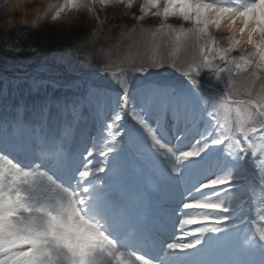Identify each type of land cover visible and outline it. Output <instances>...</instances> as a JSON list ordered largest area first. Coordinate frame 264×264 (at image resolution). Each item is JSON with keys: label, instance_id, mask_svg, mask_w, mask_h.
<instances>
[{"label": "snow or ice", "instance_id": "6c2138e0", "mask_svg": "<svg viewBox=\"0 0 264 264\" xmlns=\"http://www.w3.org/2000/svg\"><path fill=\"white\" fill-rule=\"evenodd\" d=\"M185 5L190 10L180 19L190 26L169 23L177 36L176 52L187 54L182 64L153 55L124 58L118 67L111 59L114 49L97 51L92 32L82 37L73 25L49 31L47 24L26 30L36 42L32 51L53 50L52 63L45 58L40 72L60 66L73 74L74 54L87 49H92L89 58L107 59L94 62L96 71L77 73L68 82L76 90L73 97L44 98L34 105L30 122L22 120L18 108L11 118H0V171L18 222L28 219L26 208L59 196L83 197L91 212L107 220L110 243L92 248L88 264H188L185 258L200 250L205 258L196 264H220L213 257L224 251L236 257L233 264H253L246 256L264 253V43L253 31L260 22L255 11L264 0H168L164 18H175L171 13ZM66 7L78 5L71 0ZM148 8L151 0L133 10L143 18ZM225 24L233 30L220 32ZM213 29L222 35L193 58L183 35L203 36ZM168 65L180 71L182 87L136 85L139 76ZM23 79L8 81L7 88ZM60 83L37 75L28 80L31 91ZM5 91L0 84V106L7 112ZM38 149L58 156L38 166ZM12 172L22 174L19 183ZM0 264L68 262L56 247L43 251L24 243L0 245Z\"/></svg>", "mask_w": 264, "mask_h": 264}, {"label": "clouds", "instance_id": "9594fccd", "mask_svg": "<svg viewBox=\"0 0 264 264\" xmlns=\"http://www.w3.org/2000/svg\"><path fill=\"white\" fill-rule=\"evenodd\" d=\"M70 2L71 0H4V3L0 4V28L11 31L13 28L27 26L36 30L44 23L71 26L74 19H78L81 13L87 12L89 18H94L98 22L92 30L93 36L98 40L101 39V32L107 18L101 20L96 9L112 6L120 7L123 16L135 17L136 24L131 31L139 30L154 42L159 41L174 47L177 45L176 33L163 15L168 8V0H151V8L146 10L143 18L136 17L133 9L143 7L145 0H75L78 7H66ZM28 5L34 6V15L31 19L24 15ZM189 10L190 6L185 5L184 8L171 14L180 19ZM16 12L21 13L18 18L14 16ZM221 15L223 13L217 14L216 19H219ZM244 15L247 16V13ZM255 15L260 22L253 31L257 32V39L264 43V34H262L264 33V5L258 6ZM149 16L160 18L158 27L148 28L142 24ZM242 23L247 24V20ZM120 27L122 29L120 35L123 38L129 33L124 25ZM180 27H183V24ZM232 30L231 24H225L219 29L220 32ZM216 32L217 29H213L211 34L203 36L194 31L185 33L184 47L190 49L193 58H196L202 46L209 43L216 36ZM246 48L247 45H243L240 51L244 53ZM57 156L58 153L54 150L38 149V166L55 160ZM11 175L17 183L23 178L18 172H12ZM3 181L4 173L0 171V245L29 243L43 251L56 247L63 253L68 264H88V254L92 248L110 243L105 235L108 231L107 220L102 215L91 212L90 203L83 197L77 200L74 196H59L55 201H47L40 207L26 208L25 210L29 212L28 219L18 222L14 202L4 193ZM98 183L102 184L103 181L100 180Z\"/></svg>", "mask_w": 264, "mask_h": 264}, {"label": "rangeland", "instance_id": "374dc122", "mask_svg": "<svg viewBox=\"0 0 264 264\" xmlns=\"http://www.w3.org/2000/svg\"><path fill=\"white\" fill-rule=\"evenodd\" d=\"M3 3L4 0H0V4ZM96 11L97 15L101 20H105V18H107L105 24L103 25L101 39H98L96 42V48L97 51L99 50V48H107L110 51L114 49V51H112L111 56L112 61H115L116 63L120 64V61L124 58H131L139 61L140 59L148 58L153 55L169 59H175L178 64L181 59L185 61L187 56L185 52H176L174 46L159 41L154 42L139 30L134 32L131 31L133 26L136 24V20L133 19V17L123 16L121 14L122 9L120 7L109 6L106 9L97 8ZM133 12L135 13V16L139 14L136 10H133ZM74 20L75 21H73L72 25L78 29L79 35L82 37L87 35L89 32H92V30L98 23L96 19L89 18V16L84 13H81L78 19ZM168 23H171L175 26H179L181 24H184L185 27L190 26L188 24H185L181 19L178 18H169ZM45 24H47L46 28L49 31L54 28L65 27L62 24L49 23H44L41 26ZM142 24L148 28L158 27L160 24V18H154L149 16L145 18ZM121 25H124L129 33L123 38L120 35L122 31L120 27ZM29 29L31 28L27 26L21 27L19 29L13 28L11 31H15L17 34L16 36H14L16 37V42H11L10 44H8V46H6L4 40L1 39V37L4 35L8 36V33L11 31H5L3 28H0V84H3L6 89L5 95L7 97V102H10L13 106V91L23 96L24 101H28L32 98H35L36 96L35 104H38L44 98H46L45 91L47 90V86L40 88L39 91L30 90L28 80L33 75H37L40 79L58 80L63 83L67 79H69L68 82L73 79L67 78L68 76H70V74H65L60 66H56V69L52 73H45L39 71L40 65L45 60V58L48 59V62L50 64L52 63L51 57L53 55V50L47 47H41L37 51H32L31 47L34 46L36 42L30 37L28 31H26ZM49 35L55 36L56 33H50ZM216 35L219 37L221 34L216 33ZM17 46H23V50L17 52L15 50ZM91 52L92 49H87L85 51L74 54L72 58V63L75 69L77 67H81V69H76V72L74 74L78 73L80 76H84L88 71H94L96 69V64L94 62L101 60H103L105 63L107 62L106 57H102L96 54H93L91 58H89V53ZM88 66H92V70H87L86 68H88ZM99 66L103 67L104 63H100ZM177 73H180V71L168 65L167 69H164L160 72L153 71L147 76H139L135 83L136 85H140L143 83L155 82L174 84L178 87H182L185 83L184 78L181 75H177ZM261 75H264V73H261ZM17 77H23L24 79L18 87L8 89L7 82L15 80ZM112 79H114L115 84L119 83L117 78L113 77ZM237 83L239 84V81ZM69 90L73 91V93L68 94V96L62 90L57 91L58 93L55 95V99L52 98V100L65 101L77 94L74 88H69ZM61 95H65L66 97L62 98ZM31 102L32 100L29 102V104ZM23 104L27 105L26 102H23ZM33 106L34 104H32V107ZM14 107H16V105ZM3 116L5 117V113L3 114ZM3 116L0 115L1 118ZM84 116L85 120L87 121V126L89 130L94 131L95 121L91 119L90 113L86 111L84 113ZM96 159L99 160L103 158L96 157ZM191 254L193 258L191 260H187L188 264H196V262L201 260V258H205V254L202 255V257L195 255L194 251ZM214 258L215 257H213V259Z\"/></svg>", "mask_w": 264, "mask_h": 264}, {"label": "bare ground", "instance_id": "6f19581e", "mask_svg": "<svg viewBox=\"0 0 264 264\" xmlns=\"http://www.w3.org/2000/svg\"><path fill=\"white\" fill-rule=\"evenodd\" d=\"M33 5H28V7H27V9L25 10V12H24V15H26L29 19H31L32 17H33V15H34V11H33ZM21 15V13L20 12H16L15 14H14V16L16 17V18H18L19 16ZM73 21H75V20H73ZM9 35L8 36H2L1 37V39H3L4 40V43H5V45L6 46H8V44H10L11 42H13V43H15L16 42V40H15V38L16 37H14V36H16L17 34H16V32L14 31H11V32H9L8 33ZM221 35H222V33H220ZM58 89H54V88H51V87H49L48 88V90H47V95L48 96H50V95H52V94H57L58 92ZM62 96V98H64L65 97V95H61ZM23 102V101H22ZM18 107L20 108V115H21V117L23 116L22 115V108H23V104L22 103H18ZM3 114H4V109H3V111H1L0 112V115L1 116H3ZM7 116H8V118H11V116H12V112H11V110H7ZM4 117V116H3ZM71 146V145H70ZM226 252V254H227V257L228 258H232V259H234L235 258V256L231 253V252H229V251H225Z\"/></svg>", "mask_w": 264, "mask_h": 264}, {"label": "trees", "instance_id": "16d2710c", "mask_svg": "<svg viewBox=\"0 0 264 264\" xmlns=\"http://www.w3.org/2000/svg\"><path fill=\"white\" fill-rule=\"evenodd\" d=\"M134 24V23H133Z\"/></svg>", "mask_w": 264, "mask_h": 264}]
</instances>
